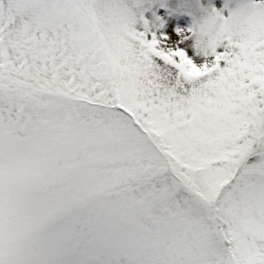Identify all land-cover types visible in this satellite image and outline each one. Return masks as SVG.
I'll use <instances>...</instances> for the list:
<instances>
[{"label": "rangeland", "instance_id": "rangeland-1", "mask_svg": "<svg viewBox=\"0 0 264 264\" xmlns=\"http://www.w3.org/2000/svg\"><path fill=\"white\" fill-rule=\"evenodd\" d=\"M0 74V264H264V0H0Z\"/></svg>", "mask_w": 264, "mask_h": 264}, {"label": "trees", "instance_id": "trees-1", "mask_svg": "<svg viewBox=\"0 0 264 264\" xmlns=\"http://www.w3.org/2000/svg\"><path fill=\"white\" fill-rule=\"evenodd\" d=\"M101 35H99L98 37H100ZM101 38H102V36H101ZM103 46H104V44H103ZM102 46V43L100 44V48L103 50V53H104V49H105V46L103 47ZM105 61H106V69H107V72H108V75H109V80H110V83L111 84H109L110 85V87H111V91H112V93H113V96H114V93H119V95H121V93H120V91H121V89H120V87H119V84H118V81H117V78H116V75H115V72L113 71V69H112V66H111V61H110V58H108V56L106 55V53H105ZM6 79H5V77L2 75V74H0V86H2V87H6ZM121 98V97H120ZM122 101V100H121ZM134 111V110H133ZM167 166H168V164H167V162L165 163ZM113 169V168H112ZM122 169H123V166H120V167H116V169H115V171L116 172H120V171H122ZM108 170H111V169H108ZM114 170V169H113ZM177 171L176 170H174L173 171V168L172 169H170V168H166L165 169V171L162 173V176H168V175H171V174H178V173H176ZM162 177H155L152 181H158L159 179H161ZM164 178V177H163ZM162 178V179H163ZM148 183V181H135L134 183H132L131 184V187L132 188H134V187H140V186H142V185H145V184H147ZM178 186H180V185H178ZM177 186V187H178ZM128 187H130V185H127V186H125V188H128ZM183 188V187H182ZM180 192H183V191H185V190H181V189H178ZM188 193V192H187ZM196 207H202V202H200V201H197V203H196ZM221 239V238H220ZM221 240H223V239H221ZM220 240V241H221ZM221 243H222V249L223 250H226L227 249V247L225 246L224 247V244H223V242L221 241ZM233 243V242H232ZM234 247L238 250V252L240 253L241 252V247L240 246H238L237 244L236 245H234ZM252 253V252H251ZM228 255H229V252H228ZM230 256V255H229ZM238 256H239V254H235L234 255V257L235 258H238ZM231 258H232V260H229V262H231V264H253L251 261H249V259L248 258H246V257H242V261L239 263V261L237 260V259H235L234 257H232V256H230Z\"/></svg>", "mask_w": 264, "mask_h": 264}]
</instances>
